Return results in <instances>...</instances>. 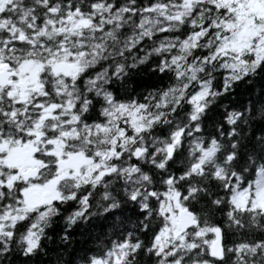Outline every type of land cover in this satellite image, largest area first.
Returning a JSON list of instances; mask_svg holds the SVG:
<instances>
[{
  "label": "snow or ice",
  "instance_id": "6c2138e0",
  "mask_svg": "<svg viewBox=\"0 0 264 264\" xmlns=\"http://www.w3.org/2000/svg\"><path fill=\"white\" fill-rule=\"evenodd\" d=\"M0 264H264V0H0Z\"/></svg>",
  "mask_w": 264,
  "mask_h": 264
}]
</instances>
